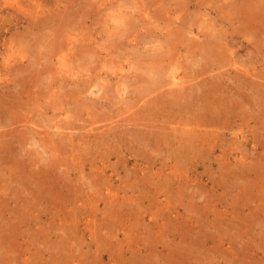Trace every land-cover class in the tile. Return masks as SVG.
<instances>
[{"label": "rangeland", "instance_id": "374dc122", "mask_svg": "<svg viewBox=\"0 0 264 264\" xmlns=\"http://www.w3.org/2000/svg\"><path fill=\"white\" fill-rule=\"evenodd\" d=\"M173 76L210 87L216 136L119 145L174 115ZM253 90L264 0H0V264H264Z\"/></svg>", "mask_w": 264, "mask_h": 264}, {"label": "bare ground", "instance_id": "6f19581e", "mask_svg": "<svg viewBox=\"0 0 264 264\" xmlns=\"http://www.w3.org/2000/svg\"><path fill=\"white\" fill-rule=\"evenodd\" d=\"M259 13H261L260 10H258V9L254 10V14H259ZM174 79H175V76H173V80H172L173 83L175 82ZM199 82H201V80ZM175 84L173 85L174 88L172 87L173 89H171L172 91L169 89L172 93L169 90H168V92H166V90H164L165 91V93H164V92H161L158 88H155L156 96L161 94V96H159V97L162 98V96L165 94H166V96L170 95V94H167L170 92L173 99H172V101H169V102L172 104V106L174 108L177 107L178 110H179V108L184 106L183 108L185 109V112L180 113V111H178L176 109L175 112L173 113L174 115H171V118H170L169 115L172 114V112L170 113L171 108H169L170 111L168 108H167L168 109L167 110L165 108L166 105H163L164 101H162L161 98H158V99H160L162 105L157 100L158 104L161 106H164V107H160L161 109H159V108L158 109L160 110L161 113H162L163 109L167 110L168 117L171 120L168 117H166L167 114L165 115V117L167 119L165 117L161 116L162 118L159 120L158 116L160 117V115L158 114V116H157V108H156V113L152 112L153 113L152 115H154L155 118L157 117L156 119L155 118L153 119L155 122L159 121V124L157 125L158 130L157 131L155 130V133H152V132L151 133H145V132L141 133V131L140 132L135 131L133 134L134 137L132 138V140L127 139L126 141H124V139L122 137H119L120 135L115 136V137H117L118 141L120 142L119 145H121V142H122V144L127 143L126 147H128V145H129L128 151H130V148L132 147V145L135 144L133 142H138L140 136H142L144 138L143 141H146V138H147V140H153V142H154L153 146L155 148H157L158 144L163 141V140L159 139L160 135H161V138L165 139V141L170 140V139H168L166 134H162L165 129H169L173 133V139H174V141L170 142V144H169L170 149L173 148L175 150V147L177 145L178 148L175 151L174 156L180 157L183 153L190 150L196 144L203 142V141H208L207 140L208 131L210 132V136H214V135L216 136V134H217L216 129H218L220 127L215 123L214 115L220 116V114L223 113L224 111L220 108H217L215 105H213L215 99L210 100L207 97H205L204 93L210 92L211 91L210 87L208 89H206L207 87L205 86L206 88L203 87V89H201V86H199L200 89L196 88L194 90V89L190 88L191 85H184L185 83H183V82H177L176 81ZM196 84H197V82H196ZM196 87H198V86H196ZM146 90H145V93L142 96V98L150 97L148 101L147 100L145 101V103H147L149 106V105H151L149 103V101L151 102L153 98H154L153 101H156L155 100L156 98L154 96L155 94L153 95L154 96L153 98L151 96H149V94L151 95L152 90L151 91H148V89H146ZM198 90H200V91H198ZM253 92H255V91L253 90ZM255 93H256L257 97H260L264 94V92L261 93L262 95L258 94L257 92H255ZM252 95L254 96V93H252ZM166 96H163V97L165 98ZM251 98H255V97H251ZM261 98H262L261 100H263V97H261ZM168 99L171 100V98H168ZM261 100H260V102H261ZM180 103L182 105H180ZM154 104H156V102ZM172 111H174V110H172ZM259 111L261 112V109ZM164 112L166 113V111H164ZM143 119H144L145 123H147L148 119L147 118L146 119L143 118ZM215 120H216V117H215ZM225 123L226 122H223V126L225 125ZM138 125H141V124H138ZM145 125H143V126L146 127ZM143 126L141 128H143ZM223 126H222V128H223ZM154 127L155 126L148 125L147 129L154 128ZM210 127H212V128L209 129ZM161 128H162V130H160ZM91 129H94V128H91ZM131 130L132 129H130L128 131H131ZM159 130H160V132L156 133ZM106 134H107V138H108V135H110L109 131H107ZM154 135H156V136H154ZM112 136H114V135H112ZM112 136H111V138L107 139V142H112ZM102 137H104V136H102ZM103 141L106 142V138H103ZM165 141L163 142L164 147L168 151L169 146H168V143ZM121 146H123V145H121ZM133 148H135V147H132V149ZM133 153H134V151H133ZM185 156L187 157L188 155H185Z\"/></svg>", "mask_w": 264, "mask_h": 264}]
</instances>
